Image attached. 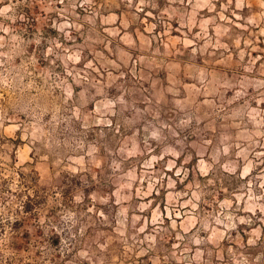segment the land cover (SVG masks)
<instances>
[{
  "label": "rangeland",
  "instance_id": "rangeland-1",
  "mask_svg": "<svg viewBox=\"0 0 264 264\" xmlns=\"http://www.w3.org/2000/svg\"><path fill=\"white\" fill-rule=\"evenodd\" d=\"M0 264H264V0H0Z\"/></svg>",
  "mask_w": 264,
  "mask_h": 264
}]
</instances>
